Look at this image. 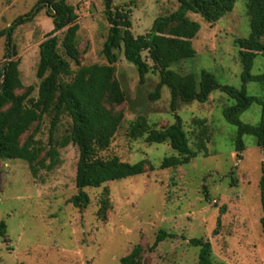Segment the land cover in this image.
<instances>
[{"label":"rangeland","instance_id":"rangeland-1","mask_svg":"<svg viewBox=\"0 0 264 264\" xmlns=\"http://www.w3.org/2000/svg\"><path fill=\"white\" fill-rule=\"evenodd\" d=\"M40 0H0V31L18 17L32 14ZM247 0H235L233 9L218 21L209 23L201 14L188 12L187 17L200 24L191 40L195 55L174 62L170 69L179 73L211 72L219 85L242 86V65L236 39L249 36ZM76 14L78 30L76 59L65 56L61 41L64 28L55 34L59 52L70 62V80L82 66L106 64L102 54L109 23L104 15L103 0H66ZM178 0H113L112 7L129 14L134 35L145 34L155 18L176 10ZM53 29L47 7L19 24L12 32L9 47L18 60L22 87L30 97H38L41 79L36 75L39 44ZM8 53L6 36H0V68ZM114 64V77L120 83L125 99L119 104L105 99V106L123 118L108 148L98 152L134 163L149 160L153 170L132 177L106 182L83 190L89 196L85 208H77L71 198L77 194L75 174L79 150L64 142L70 134L72 120L61 114L50 140V123L54 106L40 120L32 123L20 137L21 149L14 159H0V222L6 224L0 235V264H121V257L141 245L140 264H198L199 247L191 238L208 239L214 264H264V232L260 222L263 210L259 182L264 163V148L255 138L243 135L245 149L237 153L234 139L237 127L224 117L225 107L234 104L221 89L214 90L206 102H178L170 106V91L163 86L160 97L151 99L159 80V71L144 51L142 57L149 71L140 81L136 67L122 52ZM264 72V57L257 56L252 74ZM1 83V81H0ZM249 95L262 96L257 82L246 84ZM260 105L253 103L240 120L257 124ZM181 118L189 146L197 156L189 163L161 169L165 156L176 154L168 142L148 143L146 132L130 136L131 125L140 117L146 129H162ZM38 133L33 137V130ZM203 140L206 151L198 150ZM220 225L217 227V219ZM217 228L218 233L214 234ZM159 230L165 237L151 249Z\"/></svg>","mask_w":264,"mask_h":264},{"label":"trees","instance_id":"trees-1","mask_svg":"<svg viewBox=\"0 0 264 264\" xmlns=\"http://www.w3.org/2000/svg\"><path fill=\"white\" fill-rule=\"evenodd\" d=\"M113 0H103L104 15L109 23L102 54L106 64H91L80 67L73 77L64 81L63 76L71 74L70 62L65 57L76 59L75 39L79 28L76 22L77 14L66 0H40L32 14L18 17L7 28L0 31V36H6L8 53L0 68V159H14L21 149L20 137L32 123L54 106V116L50 123V140L61 114H67L72 120L70 134L64 142H72L78 147L75 186L77 194L71 198V203L77 208H85L89 204V196L83 190L86 187H98L106 182L120 180L153 170L154 165L146 159L134 163L125 162L117 156L103 158L98 152L108 148L112 137L120 125L123 114H115L108 109L104 101L119 104L124 101L125 94L118 80L114 77V64L118 61L117 51L133 64L139 74L140 81L149 71V65L142 57L146 51L153 66L159 71V80L151 99H158L163 86L170 91V106L176 110L178 102H206L209 95L216 89H221L234 104L225 107V119L237 127L234 148L237 153L245 149L242 136L247 134L255 138L257 146L264 148V72L252 74V66L257 56L264 57V0H247L246 9L249 16L250 33L247 38L236 39L239 46V57L242 65L240 88L218 84L215 76L202 70L198 74L179 73L170 69L174 62L191 58L195 49L191 40L197 35L200 24L187 17L188 12L199 13L209 23L218 21L233 9L235 0H178V7L166 15L155 18L148 32L134 35L131 31L129 14L114 9ZM47 7L52 18L53 29L39 44V64L36 75L41 79L38 87V97H30L33 88L28 87L22 94L14 91L22 87L19 78L18 60L11 59L15 51L9 54L12 45V32L19 24L29 21L40 9ZM66 28L61 41L65 56L59 52V38L55 34ZM257 82L262 86V96L249 95L246 84ZM253 103L260 105V120L257 124H249L240 120V115ZM144 117L138 118L130 127L132 137L142 136L146 132L148 143L168 142L176 153L165 156L159 167L161 169L177 167L189 163L197 156L188 144L186 132L183 130L181 118L176 115L174 123L162 129H146ZM38 133L36 127L32 135ZM198 150L206 151L203 140H199ZM259 182L260 202L263 216L260 219L264 232V163ZM220 217L217 219V227ZM6 224L0 222V235L5 232ZM218 233L217 228L213 231ZM165 237H174L164 230H159L151 249ZM189 243L199 247L198 264H214L211 258L212 247L208 239L191 238ZM143 247L135 246L131 252L120 259L121 264H140Z\"/></svg>","mask_w":264,"mask_h":264}]
</instances>
